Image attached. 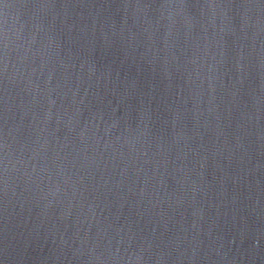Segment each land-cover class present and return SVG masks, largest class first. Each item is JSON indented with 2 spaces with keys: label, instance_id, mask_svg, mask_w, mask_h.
<instances>
[{
  "label": "water",
  "instance_id": "95a60500",
  "mask_svg": "<svg viewBox=\"0 0 264 264\" xmlns=\"http://www.w3.org/2000/svg\"><path fill=\"white\" fill-rule=\"evenodd\" d=\"M0 264H264V0H0Z\"/></svg>",
  "mask_w": 264,
  "mask_h": 264
}]
</instances>
